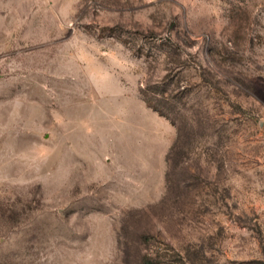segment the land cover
I'll return each mask as SVG.
<instances>
[{
	"label": "rangeland",
	"instance_id": "obj_1",
	"mask_svg": "<svg viewBox=\"0 0 264 264\" xmlns=\"http://www.w3.org/2000/svg\"><path fill=\"white\" fill-rule=\"evenodd\" d=\"M0 264H264V0H0Z\"/></svg>",
	"mask_w": 264,
	"mask_h": 264
},
{
	"label": "trees",
	"instance_id": "obj_2",
	"mask_svg": "<svg viewBox=\"0 0 264 264\" xmlns=\"http://www.w3.org/2000/svg\"><path fill=\"white\" fill-rule=\"evenodd\" d=\"M260 262V261H259Z\"/></svg>",
	"mask_w": 264,
	"mask_h": 264
}]
</instances>
